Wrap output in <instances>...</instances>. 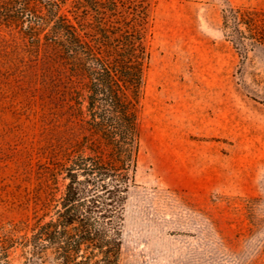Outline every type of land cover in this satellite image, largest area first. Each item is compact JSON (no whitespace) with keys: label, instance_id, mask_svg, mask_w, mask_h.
Here are the masks:
<instances>
[{"label":"rangeland","instance_id":"374dc122","mask_svg":"<svg viewBox=\"0 0 264 264\" xmlns=\"http://www.w3.org/2000/svg\"><path fill=\"white\" fill-rule=\"evenodd\" d=\"M229 5L264 10V0H149L138 185L120 264H264V44L244 57L226 40ZM7 51L0 227L23 223L30 234L45 197L40 165L68 131L63 110L50 104L62 89L54 69ZM7 260L24 257L11 249Z\"/></svg>","mask_w":264,"mask_h":264},{"label":"trees","instance_id":"16d2710c","mask_svg":"<svg viewBox=\"0 0 264 264\" xmlns=\"http://www.w3.org/2000/svg\"><path fill=\"white\" fill-rule=\"evenodd\" d=\"M148 7L0 0V51L12 45L13 61L50 64L62 85L50 104L63 110L68 131L40 165L45 197L30 234L23 223L0 227V264H10L11 249L21 250L22 264H120L125 209L138 185ZM222 30L245 57L264 44V10L229 5Z\"/></svg>","mask_w":264,"mask_h":264}]
</instances>
